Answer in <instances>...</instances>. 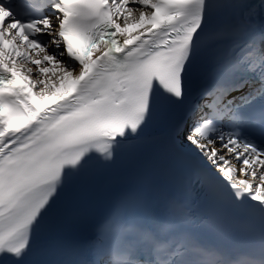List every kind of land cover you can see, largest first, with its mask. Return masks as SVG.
I'll return each mask as SVG.
<instances>
[{
    "label": "snow or ice",
    "instance_id": "1",
    "mask_svg": "<svg viewBox=\"0 0 264 264\" xmlns=\"http://www.w3.org/2000/svg\"><path fill=\"white\" fill-rule=\"evenodd\" d=\"M0 264H264V0H0Z\"/></svg>",
    "mask_w": 264,
    "mask_h": 264
}]
</instances>
